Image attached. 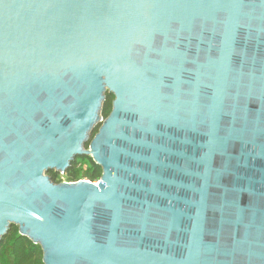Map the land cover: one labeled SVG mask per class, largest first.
<instances>
[{
  "label": "water",
  "instance_id": "1",
  "mask_svg": "<svg viewBox=\"0 0 264 264\" xmlns=\"http://www.w3.org/2000/svg\"><path fill=\"white\" fill-rule=\"evenodd\" d=\"M12 226L44 264H264V0H0Z\"/></svg>",
  "mask_w": 264,
  "mask_h": 264
},
{
  "label": "trees",
  "instance_id": "2",
  "mask_svg": "<svg viewBox=\"0 0 264 264\" xmlns=\"http://www.w3.org/2000/svg\"><path fill=\"white\" fill-rule=\"evenodd\" d=\"M114 97L107 94L102 109V117L107 119L112 112ZM97 127L92 137L98 133ZM88 148V145H87ZM52 181L59 184L62 174L50 172ZM103 171L90 156L77 158L70 169L64 174L69 181L88 179L91 182H99ZM0 264H44L43 252L39 245L34 244L27 237L20 235L19 228L12 226L8 235L0 243Z\"/></svg>",
  "mask_w": 264,
  "mask_h": 264
},
{
  "label": "built area",
  "instance_id": "3",
  "mask_svg": "<svg viewBox=\"0 0 264 264\" xmlns=\"http://www.w3.org/2000/svg\"><path fill=\"white\" fill-rule=\"evenodd\" d=\"M62 175H63V176L61 177L60 184H66V183H78V182H80V181L91 182V181L88 180V179L77 180V181H69L68 179H66V177L64 176V174H62ZM91 183H93V184H95V185H98L99 182H96V183L91 182Z\"/></svg>",
  "mask_w": 264,
  "mask_h": 264
},
{
  "label": "rangeland",
  "instance_id": "4",
  "mask_svg": "<svg viewBox=\"0 0 264 264\" xmlns=\"http://www.w3.org/2000/svg\"><path fill=\"white\" fill-rule=\"evenodd\" d=\"M93 134H94V133H93ZM93 134H92V135H93ZM92 138H93V137H92ZM86 148H87V145H86ZM88 148H89V144H88ZM88 148H87V149H88Z\"/></svg>",
  "mask_w": 264,
  "mask_h": 264
}]
</instances>
